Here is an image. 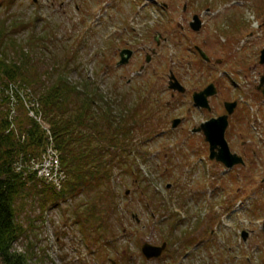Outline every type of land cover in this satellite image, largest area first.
<instances>
[{"label": "rangeland", "instance_id": "rangeland-1", "mask_svg": "<svg viewBox=\"0 0 264 264\" xmlns=\"http://www.w3.org/2000/svg\"><path fill=\"white\" fill-rule=\"evenodd\" d=\"M194 14L203 15L199 33L188 26ZM3 22L13 36L6 40L8 46L19 43L29 52L28 73H39L40 85L50 86L63 74L80 87L87 78L105 101L126 95L133 105L140 100V88L149 101L140 100L135 111L140 114L126 117L133 141L127 146L126 167L117 164L113 176L119 202L115 210L112 198L96 202L105 212L97 217L104 223L88 227L100 228L99 233L85 238L73 220L75 208L93 200L95 191L68 198L44 213L29 204L18 217L25 232L13 245L14 252L25 255L26 264H264L261 92L260 105L252 104L264 74V66H256L264 47V0H0ZM158 33L163 37L159 45ZM195 45L214 62H201ZM124 48L134 53L127 65L119 66ZM67 59H72L71 67L62 68ZM56 65L61 67L57 73L52 70ZM170 70L186 88L184 94L169 89ZM209 82L218 83L220 93L227 95L213 97L212 112L201 110L192 99ZM26 84L12 81L2 94L1 103L8 97L12 101V115L20 94L23 109L32 117L25 103L31 108L30 99L37 95ZM237 89L243 93L239 97L252 98H244L246 118H238L237 112L228 136L243 131L238 141L248 142L251 161L248 168L226 171L210 160L202 135L192 130L216 117L224 100L236 98ZM34 109L39 115L37 104ZM175 118L183 121L172 129ZM109 141L103 144L108 147ZM51 161L47 159L45 170ZM243 232L248 234L245 240ZM185 234L158 259L146 260L142 254L145 242L160 246Z\"/></svg>", "mask_w": 264, "mask_h": 264}, {"label": "trees", "instance_id": "trees-1", "mask_svg": "<svg viewBox=\"0 0 264 264\" xmlns=\"http://www.w3.org/2000/svg\"><path fill=\"white\" fill-rule=\"evenodd\" d=\"M6 29L3 22L0 25V84L6 85L0 90V99L12 81L29 84H26L27 90L37 95L30 101L37 104L39 116L49 129L48 132L29 117L20 96H16L20 111L13 107V115L10 98L8 102L4 100V104L0 101V262L26 264L25 255L14 252L13 245L25 232L18 217L29 204H37L44 213L68 198L74 200L80 194L95 191L93 200L82 202L73 213L74 224L79 226L84 237L98 234L100 228L97 227L104 223L97 217L101 219L105 212L96 202L109 203L112 198L116 201L115 210L119 195L114 194L113 176L117 164L121 169L126 167L127 146L133 141L126 117L134 118L139 101L132 105L130 101L133 100L126 95L115 101H105V97L98 94V87L91 89L94 84L87 78L80 87L68 82L63 74L57 75L50 86L40 85L41 75L28 73L32 63L29 52L19 43L10 49L6 40L13 36ZM67 62L62 68L69 69L67 66L72 59ZM60 69V65H56L52 70L57 73ZM107 140H110L108 147L103 144ZM50 146L59 154L61 168L65 171L63 184L65 179L66 182L61 191L38 179L30 169L32 162H39L47 155ZM96 221L99 224L95 229L88 227ZM113 240L115 243L114 237Z\"/></svg>", "mask_w": 264, "mask_h": 264}, {"label": "water", "instance_id": "water-1", "mask_svg": "<svg viewBox=\"0 0 264 264\" xmlns=\"http://www.w3.org/2000/svg\"><path fill=\"white\" fill-rule=\"evenodd\" d=\"M191 28L194 31H199L202 27V21L198 15H195L193 18V22L190 23ZM200 53L204 55L202 51ZM132 52L129 50H124L121 53V64H125L128 62L129 58L131 57ZM206 57V56H205ZM261 63L264 64V51H262L261 55ZM173 78V77H172ZM262 84H264V78L262 79ZM171 88L175 90L184 91L182 86L176 82L170 83ZM214 94L210 87L207 88L202 93H198L194 95L195 102L203 108H209L208 104V96ZM227 111L228 114L219 117L218 119H212L204 124L197 131H203L206 137V141L210 144V158L217 159L218 161L223 162L227 167L232 168L237 164H243V160L239 158L237 155H233L230 152L229 145L225 138L226 129L228 127V118L234 111L235 105L227 104ZM181 120H174L173 121V128L177 127L180 124ZM216 150L218 152H216ZM247 234H244L245 238ZM165 245L162 247H155L148 243H145L142 247V251L147 259L152 257H159L164 250ZM115 264V262H113Z\"/></svg>", "mask_w": 264, "mask_h": 264}, {"label": "flooded vegetation", "instance_id": "flooded-vegetation-1", "mask_svg": "<svg viewBox=\"0 0 264 264\" xmlns=\"http://www.w3.org/2000/svg\"><path fill=\"white\" fill-rule=\"evenodd\" d=\"M260 52V51H259ZM214 61H213V59L212 58H210V62H208V63H210V64H212ZM256 66H259L260 67V60L258 59L257 60V65ZM215 69H210V72H212L213 73V71H214ZM219 80V79H218ZM209 86H214L215 87V89L217 90V92L218 93H220V89H219V86H218V83H216V82H209V83H207V84H205V86L200 90V91H202V90H204V89H206L207 87H209ZM210 89H211V91L213 92L214 91V89H213V87H210ZM256 89H257V91H258V93H259V95H257L256 96V99L257 100H255V102L254 101H252L253 103H258V102H260V90H258V89H260V88H258V86H256ZM217 93V94H218ZM214 97V96H213ZM213 97H211L210 99H209V101H210V105H211V107H212V110L210 111V112H212L215 108H214V103H213ZM226 102H233V103H236V105H235V109H234V113L229 117V127H228V129H227V141H228V144H229V147H230V149H231V152L232 153H234V154H237L238 156H240V157H242L243 158V160H244V165H236V166H234L233 167V169L232 170H234V169H243V168H248V166H249V162L251 161L250 160V156H249V154H248V151L246 150L247 148H248V142L247 141H241V143L238 141V139H240L241 138V136L243 135V131L241 130V129H236L235 130V132H234V135L232 136H228V134H229V131H230V128H231V120H232V118L235 116V114H237V112H239L240 113V116L238 117V118H240V117H245V114H247V109L246 108H243V106H242V104H241V102H240V100H237V99H234V100H224L222 103V105L219 107V109L217 110L218 111V115L216 116V117H213V118H217V117H220V116H222V115H224V114H226V110H225V103ZM246 118V117H245ZM250 121V120H249ZM249 121L247 120L246 122H248L249 123ZM234 122H235V119H234ZM233 122V123H234ZM251 123V122H250ZM233 125V124H232ZM201 135H202V137L204 138V134H202V133H200ZM205 142V141H204ZM239 145H240V148H239ZM206 147L209 149L210 148V146L208 145V144H206ZM242 147V148H241ZM241 149H243V150H241ZM216 152H218L217 150H216ZM253 154L254 155H256L257 154V152H254L253 151ZM214 164L215 165H217V166H220V167H222V168H224L225 170H227V168L225 167V165L223 164V163H221V162H217L216 160L214 161ZM251 168V167H250ZM262 183H264V177H263V180H262Z\"/></svg>", "mask_w": 264, "mask_h": 264}, {"label": "built area", "instance_id": "built-area-1", "mask_svg": "<svg viewBox=\"0 0 264 264\" xmlns=\"http://www.w3.org/2000/svg\"><path fill=\"white\" fill-rule=\"evenodd\" d=\"M11 87H14V85H11ZM26 104V103H25ZM26 107L29 109L30 111V115L32 116V118L34 117L35 120L39 123H42V118L41 116L37 115L34 111V107L35 105L33 104L31 108H29L26 104ZM48 132L49 130L46 129ZM49 134V133H48ZM50 135V134H49ZM51 152V153H50ZM55 154V155H54ZM52 157V161L50 162V169L49 170H45V165L47 163V159L51 158ZM39 173H40V176H45V177H49L51 175V172L53 170H56L59 168V160H58V155L57 153L52 149V147L50 146L48 151H47V155L44 157V161L43 163L39 166ZM45 170V171H44Z\"/></svg>", "mask_w": 264, "mask_h": 264}]
</instances>
